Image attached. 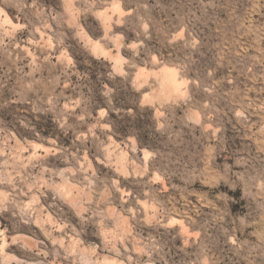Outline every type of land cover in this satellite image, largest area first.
<instances>
[{"label":"rangeland","instance_id":"374dc122","mask_svg":"<svg viewBox=\"0 0 264 264\" xmlns=\"http://www.w3.org/2000/svg\"><path fill=\"white\" fill-rule=\"evenodd\" d=\"M0 264H264V0H0Z\"/></svg>","mask_w":264,"mask_h":264},{"label":"bare ground","instance_id":"6f19581e","mask_svg":"<svg viewBox=\"0 0 264 264\" xmlns=\"http://www.w3.org/2000/svg\"><path fill=\"white\" fill-rule=\"evenodd\" d=\"M155 75V74H154ZM160 75V74H159ZM165 78V77H164ZM228 82V81H227ZM171 84V83H170ZM175 87V86H174ZM159 89V88H158ZM174 89V88H173ZM160 94V93H159ZM163 101V100H162Z\"/></svg>","mask_w":264,"mask_h":264}]
</instances>
